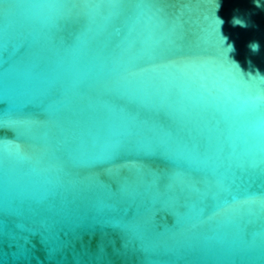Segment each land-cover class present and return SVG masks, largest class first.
Here are the masks:
<instances>
[{
	"label": "water",
	"instance_id": "water-1",
	"mask_svg": "<svg viewBox=\"0 0 264 264\" xmlns=\"http://www.w3.org/2000/svg\"><path fill=\"white\" fill-rule=\"evenodd\" d=\"M218 2L0 0V264H264V7Z\"/></svg>",
	"mask_w": 264,
	"mask_h": 264
},
{
	"label": "clouds",
	"instance_id": "clouds-1",
	"mask_svg": "<svg viewBox=\"0 0 264 264\" xmlns=\"http://www.w3.org/2000/svg\"><path fill=\"white\" fill-rule=\"evenodd\" d=\"M254 3H255V6H256L257 8H262V7H264V5L261 4L260 0H254ZM219 7H220V4H219L218 0H216V12L219 10ZM216 12H215V19H216V21H217V23H218V30H219V32H220V28H221V26L224 24V21H223L220 17H218V16L216 15ZM231 24H232L234 27H235V26H239V27H241V28H247V27L249 26L248 23H247V21H245V20H244L243 18H241V17H233V19L231 20ZM221 37H222V36H221ZM222 38H223V40H224V45H225L226 42H227V38H226V37H222ZM248 47L251 49V51H252L253 53H257V52L259 51L260 45H259L258 42H255V41H254V42H251V43L248 45ZM225 48L227 49V56H228L229 53L235 51L234 46L231 45V44H228L227 47H225ZM231 62L236 66L237 69H239L240 73L243 75V71H242V69L240 68L239 64H238L237 62H235V61H231ZM249 63H250V61H249ZM249 76H250V77H253V76L251 75V73H249ZM255 76H259V77H261V78H264V76H261L260 73H259L258 71H257V73H256ZM255 76H254V77H255Z\"/></svg>",
	"mask_w": 264,
	"mask_h": 264
}]
</instances>
